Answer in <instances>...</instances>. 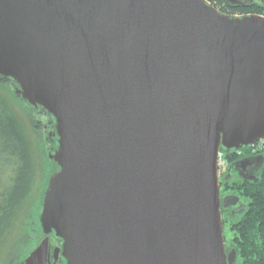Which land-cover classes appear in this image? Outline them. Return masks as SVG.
Listing matches in <instances>:
<instances>
[{
  "label": "water",
  "instance_id": "water-1",
  "mask_svg": "<svg viewBox=\"0 0 264 264\" xmlns=\"http://www.w3.org/2000/svg\"><path fill=\"white\" fill-rule=\"evenodd\" d=\"M0 77L55 129L24 264H48L49 233L65 264H232L218 157L264 138L261 14L0 0Z\"/></svg>",
  "mask_w": 264,
  "mask_h": 264
},
{
  "label": "trees",
  "instance_id": "trees-1",
  "mask_svg": "<svg viewBox=\"0 0 264 264\" xmlns=\"http://www.w3.org/2000/svg\"><path fill=\"white\" fill-rule=\"evenodd\" d=\"M207 1L220 12L229 15L262 14L264 11V3L259 0ZM1 90L9 95L8 98L7 95L3 96ZM13 104L22 111H13ZM44 113L47 112L35 111L34 106L28 105L13 93L11 79L0 77V249L5 236L15 225L18 210L33 197L41 179L45 178L40 185L39 201L34 199L29 203L26 211L30 214H25L27 219L23 217L24 222L29 224L33 218L32 211H39L47 177L56 168L55 163L48 159L45 148L46 143L52 142V137L47 134L51 122L44 120L51 116ZM44 123L47 124L46 129L43 128ZM257 144L258 141L241 147V154L235 149L225 150L222 147L220 152L226 162L244 154L257 153L264 156V144L262 147ZM38 177L41 179L37 180ZM219 183L223 189H230L246 200L243 210L233 220L230 221L227 215L222 216L223 230L229 232V238H224L228 243L224 244L235 251L232 264H264V161L255 179L219 178ZM25 238L22 232L13 247V253L8 254L7 264H23V257L27 253L24 241H30V238Z\"/></svg>",
  "mask_w": 264,
  "mask_h": 264
},
{
  "label": "flooded vegetation",
  "instance_id": "flooded-vegetation-1",
  "mask_svg": "<svg viewBox=\"0 0 264 264\" xmlns=\"http://www.w3.org/2000/svg\"><path fill=\"white\" fill-rule=\"evenodd\" d=\"M40 107V106H39ZM35 107V111H45L40 109L37 110ZM47 113H44L46 115ZM45 121H50L51 123L49 124V131L47 132L48 137H52V142L46 143L45 148L50 149L54 145V127H53V122L52 118H44ZM43 128H47V124H43ZM233 150V149H231ZM238 154H241V148L235 149ZM47 152V151H46ZM242 160V161H240ZM263 158L260 154L257 153H251V154H244V155H239L237 158H235L233 161L226 162L225 164V171L219 172V178L222 180L231 177L233 173H236L241 179H247V180H252L255 179L256 173L260 166L263 164ZM56 168L53 169V171ZM222 173V174H221ZM50 175V174H49ZM48 175V176H49ZM48 178V177H47ZM46 185V184H45ZM232 190L230 189H223V185L221 184L220 186V196H221V212L222 216L226 213V211L229 212H236L239 211L240 209H243V204L239 202L236 198V196L232 195ZM41 203V202H40ZM39 213V212H38ZM31 223V222H30ZM36 223V222H34ZM37 224L38 227H36V224L33 226L31 229V233L29 235L30 240L33 239L34 244L32 247H30L27 250V253L25 256L29 253L30 250H32L34 247L37 246V244L45 237L46 234H43L40 224L38 222V214H37ZM41 234V236H39ZM39 236V237H38ZM48 236V248H47V262L48 264H65V259L61 255V252H57L55 255V248L60 246V239L55 237L53 233L47 234ZM37 237V238H36ZM226 244V242H225ZM226 252H228L230 249H228V246L225 247ZM24 256V257H25ZM23 257V259H24ZM24 264V262H22Z\"/></svg>",
  "mask_w": 264,
  "mask_h": 264
},
{
  "label": "rangeland",
  "instance_id": "rangeland-1",
  "mask_svg": "<svg viewBox=\"0 0 264 264\" xmlns=\"http://www.w3.org/2000/svg\"><path fill=\"white\" fill-rule=\"evenodd\" d=\"M234 15H238V14H234ZM1 91L3 92L2 93L3 96L5 97L7 95L6 98H8L9 95L4 90H1ZM8 102H9V99H8ZM13 106H14L13 111H22L20 109V107H18L16 104H13ZM259 145H263V144H259ZM258 147H260V146H258ZM262 158L264 159V156H262ZM36 162L37 161H35V164H36ZM225 164H226V161L224 160V164L222 165V167H220L219 172L225 171V169H224ZM237 178H240V177L236 173H233L231 177H227L225 179L232 180V179H237ZM40 179L41 178L38 177L37 180H40ZM43 181H45V178L41 179L39 186L36 187V189H35V191L33 193V197L31 199H29L28 201H26L27 203L25 202L24 205L22 204L23 207L22 206L20 207L21 210L20 209L18 210L17 220L15 222V225L9 230L8 234L5 236V239L3 241V245H2V247L0 249V264H7L8 259H9L8 254L13 253V250H14L13 247L17 243L18 238L22 235V232L25 233V236H26L25 239H27V238H29V235H30V233L32 231L31 229L33 228V226L36 224V227H38L37 214H38L39 211H37V209L35 210V212L32 211L33 218L29 221V224L24 222L23 217L26 218L25 214H30V213H28V211H26V208L29 205V203H31L34 199H35L34 201L38 200V197H39L38 194L40 193L39 190H40V187H41L40 185L43 183ZM231 194L236 196L237 200L243 204V208H244V206L246 204V202H245L246 200L243 197L237 195L233 191H232ZM41 196H42V194H41ZM242 210L243 209H240L239 211H236V212L226 211V213L224 215H227V217H229L230 221H231V220H233L235 218L236 214L240 213ZM34 222H36V223H34ZM223 236H225L224 238L228 239L229 238V232L227 230H225V231L223 230ZM224 242H226V241L224 240ZM24 243H26V250H28L30 247L33 246L34 241H33V239H31L30 241L25 240ZM226 243H228V242H226ZM20 246L21 245H19L18 247L20 248ZM224 246H225V244H224ZM230 250H232V249L230 248Z\"/></svg>",
  "mask_w": 264,
  "mask_h": 264
},
{
  "label": "built area",
  "instance_id": "built-area-1",
  "mask_svg": "<svg viewBox=\"0 0 264 264\" xmlns=\"http://www.w3.org/2000/svg\"><path fill=\"white\" fill-rule=\"evenodd\" d=\"M261 15L264 17V11L262 12ZM259 144H264V138L258 140V144L257 145L261 147L262 145H259ZM223 164H224V159L222 158V153L219 152L218 168L220 169V167H222Z\"/></svg>",
  "mask_w": 264,
  "mask_h": 264
}]
</instances>
